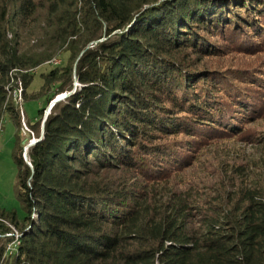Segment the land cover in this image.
<instances>
[{
	"label": "trees",
	"instance_id": "trees-1",
	"mask_svg": "<svg viewBox=\"0 0 264 264\" xmlns=\"http://www.w3.org/2000/svg\"><path fill=\"white\" fill-rule=\"evenodd\" d=\"M252 51L264 0H0V128L7 115L24 212L0 210V264H264V57L220 59ZM18 88L43 99L36 133L70 92L31 166ZM230 138L260 156L203 167Z\"/></svg>",
	"mask_w": 264,
	"mask_h": 264
},
{
	"label": "rangeland",
	"instance_id": "rangeland-1",
	"mask_svg": "<svg viewBox=\"0 0 264 264\" xmlns=\"http://www.w3.org/2000/svg\"><path fill=\"white\" fill-rule=\"evenodd\" d=\"M262 57H264V52L254 53L252 51L249 54L232 52L220 56V59H223V61H221L222 64H229V62H234L237 65L250 66L257 59H260ZM60 62L61 61L59 58H55L50 61H46L45 63L35 67L34 69H31L30 72L34 74V78L31 84L28 86L27 91L30 93L38 91L42 83V75H44V73H46L54 65L60 64ZM23 72L24 70H19L20 74ZM75 85L77 86V83H74V87ZM65 93L67 92L56 95L44 106L42 116L40 118L38 132H34V136L37 140L42 135L43 120L47 116V111L49 113L50 108L55 103L54 101L57 98L63 96ZM14 101L20 108L21 119L27 122V124L28 121L34 122L37 110L44 104L43 99L24 101V99L21 97V99L15 98ZM252 125L255 129L261 130L264 133V118H260L259 120L253 122ZM20 131H18V133ZM14 133V125L12 124L9 117L5 115L2 127L0 128V210H14L17 213L18 217L21 218L24 212L22 209V203L18 198L17 167L13 159ZM19 139L21 145V156L23 161L27 163V152L30 147L25 149V143L27 144L28 141H23L22 134L19 136ZM205 149L198 159H200V163L203 167L206 165L208 166V168H210L209 171L216 168V165L219 164L221 160L233 159L234 161H240L248 158L252 159L255 157H259L261 154L257 150L256 146H253L249 142H246L240 138H230L227 140L215 142L209 144V146H207ZM14 234H16L15 230ZM9 246H11V244Z\"/></svg>",
	"mask_w": 264,
	"mask_h": 264
},
{
	"label": "built area",
	"instance_id": "built-area-1",
	"mask_svg": "<svg viewBox=\"0 0 264 264\" xmlns=\"http://www.w3.org/2000/svg\"><path fill=\"white\" fill-rule=\"evenodd\" d=\"M15 98H17V97H15ZM17 99H21V98H17ZM20 130H21L20 132L23 136V141H28L27 144L25 143V149H27V148L31 147L37 141V139L34 136V131L30 128V126L27 124V122H25L22 119H21ZM12 246H13V244H11V246L8 247V249L10 251H12Z\"/></svg>",
	"mask_w": 264,
	"mask_h": 264
},
{
	"label": "bare ground",
	"instance_id": "bare-ground-1",
	"mask_svg": "<svg viewBox=\"0 0 264 264\" xmlns=\"http://www.w3.org/2000/svg\"><path fill=\"white\" fill-rule=\"evenodd\" d=\"M13 97H14V99H15V97H17V98H21V88H18V89H15L14 91H13ZM12 233H14V232H12ZM15 233L16 234H14V236H15V241H14V243H13V246H12V250H13V247L18 243V237H19V234H18V232L15 230ZM17 246V245H16Z\"/></svg>",
	"mask_w": 264,
	"mask_h": 264
},
{
	"label": "water",
	"instance_id": "water-1",
	"mask_svg": "<svg viewBox=\"0 0 264 264\" xmlns=\"http://www.w3.org/2000/svg\"><path fill=\"white\" fill-rule=\"evenodd\" d=\"M74 83H77V82H74ZM77 85H78V83H77ZM75 86H76V85H75ZM69 94H70V92L65 93L63 96L57 98L54 102H57V101H59V100H62L63 98L67 97ZM54 102H53V103H54ZM51 105H52V104H51ZM46 114H48V111H47ZM45 118H46V117H45ZM45 118H44V120H45ZM44 120H43V125H44ZM43 125H42V132H43ZM27 164H28L29 166H31L28 162H27Z\"/></svg>",
	"mask_w": 264,
	"mask_h": 264
}]
</instances>
